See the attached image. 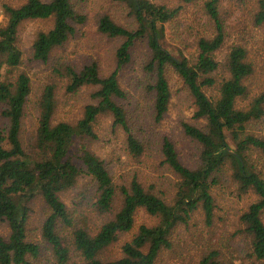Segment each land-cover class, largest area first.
Wrapping results in <instances>:
<instances>
[{
	"label": "trees",
	"instance_id": "1",
	"mask_svg": "<svg viewBox=\"0 0 264 264\" xmlns=\"http://www.w3.org/2000/svg\"><path fill=\"white\" fill-rule=\"evenodd\" d=\"M120 1L126 3L131 25H122L109 14L98 19V31L117 41L116 68L105 75L97 60L78 66L59 59L51 80L38 86L21 70L22 25L30 20L53 21L32 44L35 59L48 62L57 48L74 37L75 24L85 19L72 0L3 5L0 224L8 225L9 234H0V264H163L179 249L185 252L180 253L181 264H264V84L252 94L247 82L255 68L247 46L232 44L219 58L229 39L221 0H177L179 4L173 6L150 0ZM188 10L194 22L180 29L182 13ZM252 22L264 24V0H254ZM169 24L180 39L175 50L165 41ZM140 43L147 48L143 68L151 79L144 89L151 96L155 123L164 120L172 102L168 66L183 80L191 102L192 121L181 123L185 135L197 145V159L187 164L175 143L163 137L159 167L174 175L160 174V182L168 180L166 189L142 180L137 172L115 180L108 165L116 160L113 152L106 160L91 151L86 141L98 139L95 125L108 116L112 128L120 127L125 133L122 150L130 159L141 162L147 154L138 134L147 130L137 125L138 117H130L125 104L128 92L119 75ZM83 88L90 89V101L81 117L75 122L60 119L64 102L60 104L58 94L62 91L66 96ZM30 103L36 122L24 139ZM80 184L82 190L69 204L66 196ZM215 189H228L238 198L255 196L230 224L233 230L224 228L219 238H215L220 210ZM38 196L46 208L40 236L30 223V203ZM141 212L152 220L139 223ZM197 215L203 222L196 232ZM182 229L189 238H182ZM116 243L120 253L115 256L109 250Z\"/></svg>",
	"mask_w": 264,
	"mask_h": 264
},
{
	"label": "rangeland",
	"instance_id": "2",
	"mask_svg": "<svg viewBox=\"0 0 264 264\" xmlns=\"http://www.w3.org/2000/svg\"><path fill=\"white\" fill-rule=\"evenodd\" d=\"M26 0H0V25L5 23V16L3 14V5L11 4L18 6ZM51 1V0H43ZM155 3H166L169 6L178 5L177 0H150ZM75 10L84 17V22L75 24L77 29L76 34L63 46L55 50V55L48 62L36 60L33 55L32 44L36 34L39 31L49 29L53 21L48 20H30L25 22L19 34V46L23 50V64L21 70L25 71L31 78L34 86L51 80V74L55 67L56 61L59 59H69L75 62L78 66H82L93 60H97L101 66L103 74H108L116 68L115 50L117 41L110 39L98 31V19L103 14H109L113 19L122 25H131V17L126 3L120 0H72ZM254 0H221L223 10L226 12V23L228 25L229 39L226 48L219 55L222 60L227 52V47L235 43H244L249 51V59L254 64V74L248 80L252 94L260 91L264 84V24L254 25L252 22V4ZM192 10V9H191ZM191 10L183 11L181 16V27L192 24L194 16ZM197 26V24H195ZM194 33V32H193ZM179 37L174 35V25L169 24L167 28L166 44L175 50V46L179 42ZM191 40V38H190ZM146 46L140 43L135 49L133 60L131 63L123 66L119 70L120 80L123 87L128 92V100L125 101L126 106L130 110V117L133 115L137 118V125H142L147 132L138 133L147 145V154L141 157V162L134 161L124 152V137L125 133L122 128H112V119L108 116L101 117L95 125V131L98 139H87L88 147L94 153L100 155L102 158L109 160L110 154L113 152L116 160L109 162V168L113 171L115 180L120 181V175H127L128 173L137 172L142 180L150 183L162 184L163 189L168 186V180L160 182L159 176L161 173L166 176L174 177L169 172H163L159 167V146L163 137H169L176 145L181 154L182 159L189 165H193L197 159V145L187 137L183 131L182 120L192 121V108L190 105V98L187 94L186 87L183 80L177 71L168 66L166 76L172 91V102L170 110L165 115L161 123H155L151 109V96L144 89V84L151 79L150 75L145 72L143 68L146 60L145 51ZM90 89L83 88L77 93H71L65 96L64 93L58 94L60 104L64 102L59 110L58 116L69 121H77L81 115L84 105L90 101ZM32 103L30 109L26 110L27 116L25 118V132L24 139L27 133L35 126L36 118L34 117L35 110ZM136 106L139 109H134ZM28 109V108H27ZM1 110V106H0ZM133 111V114H132ZM136 111L138 112L136 116ZM0 118V124H1ZM117 155L120 160H117ZM118 162V163H117ZM126 173V174H125ZM128 176H126L127 178ZM122 182V179H121ZM83 185V184H82ZM172 188V187H171ZM169 188V189H171ZM82 186L69 193L66 201L72 204L73 198L79 195ZM217 194L219 203V215L216 220V237L219 238L222 230L232 231L233 227L230 225L235 220L236 215L243 210L247 203L254 200L255 196L252 194L244 195L242 198L230 193L228 189L214 190ZM79 199H76L78 201ZM31 206V225L34 229L35 235L40 236V226L42 220L45 218L46 208L40 196L36 197L30 203ZM152 220L145 212H141L138 216V222H150ZM196 223L197 232L201 230L202 218L197 215ZM182 238H189L188 234L182 229ZM230 233V232H229ZM227 233V236H229ZM0 234L8 235L9 228L7 224H0ZM190 241V240H189ZM232 242V241H231ZM179 249V248H178ZM193 254L197 253V249L191 248ZM184 251L177 250L176 255L166 258L163 264H181L180 254ZM108 253V252H107ZM111 255H119L120 243L114 244L109 250Z\"/></svg>",
	"mask_w": 264,
	"mask_h": 264
}]
</instances>
